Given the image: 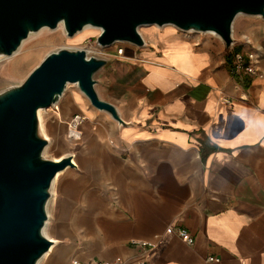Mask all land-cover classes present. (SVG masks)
I'll list each match as a JSON object with an SVG mask.
<instances>
[{"label":"crops","instance_id":"obj_1","mask_svg":"<svg viewBox=\"0 0 264 264\" xmlns=\"http://www.w3.org/2000/svg\"><path fill=\"white\" fill-rule=\"evenodd\" d=\"M232 36V49L222 50L190 38L192 51L207 53L196 76L161 60L145 38V45L106 57L98 93L126 123L89 105L92 129L114 159L108 171L103 162L95 172L74 162L61 175L46 225L57 236H48L55 248L69 246L66 264L73 257L86 264L98 258L264 264V30L243 24ZM241 47L258 53L260 73L253 78L232 71L231 52ZM152 74L167 84L151 82ZM77 113L84 116L75 111L70 118ZM79 179L64 202L65 188ZM64 205L61 225L70 233L61 234ZM80 206L88 213L85 223L77 217ZM180 228L193 235L192 243Z\"/></svg>","mask_w":264,"mask_h":264},{"label":"water","instance_id":"obj_2","mask_svg":"<svg viewBox=\"0 0 264 264\" xmlns=\"http://www.w3.org/2000/svg\"><path fill=\"white\" fill-rule=\"evenodd\" d=\"M238 14L264 18V0H0V57L11 55L32 32L59 24L68 36L87 25L100 27L101 46L145 44L144 24H173L180 30L214 31L229 49ZM108 58L84 48L47 53L19 83L0 88V264H38L53 240L43 231L53 180L75 165L70 154H44L38 111L55 104L69 83L121 124L114 103L96 88Z\"/></svg>","mask_w":264,"mask_h":264},{"label":"bare ground","instance_id":"obj_3","mask_svg":"<svg viewBox=\"0 0 264 264\" xmlns=\"http://www.w3.org/2000/svg\"><path fill=\"white\" fill-rule=\"evenodd\" d=\"M253 26H258L263 29V26L254 22L246 21L247 29H252ZM234 28V24H233ZM100 27L87 25L83 27L81 30H78L69 38L73 39L74 41L80 42L85 40L86 38L92 36L95 33L100 32ZM139 30L142 33L145 39H149L151 42V46L160 51L163 54V57L160 59L168 62L173 63L176 67L190 73L191 75L196 76L199 72V69L202 65L206 63V56L207 53L205 52H194L191 49V34L193 30H182V35L178 34L177 28L173 24H164V25H157V24H144L139 26ZM234 30V29H233ZM201 33L200 31L198 32ZM206 39L210 35H215L219 41H221L220 37L214 31H205ZM195 38V37H194ZM200 40V37L195 38L194 42ZM145 45V44H144ZM129 46H125V51H127ZM0 71L2 74H8L13 71L12 66L9 64L1 65ZM150 80L153 83H159L162 85L167 84V80L163 76H159L157 74H152L150 76ZM70 84V83H69ZM68 84V89L70 85ZM54 108V115L53 118L48 121L47 129L45 130L43 124V117L42 112L43 110L50 109L51 107H47L44 109H39V121H40V131L45 135L46 138L49 139L48 144L45 147L44 154H47V150L49 148L52 149L54 155L52 158L59 159L64 154H70L73 157V161L77 164H80L82 167L90 168L95 172V170L99 171L100 163H104V167L106 171L109 170V164H112V160L114 159L113 156L104 148L100 138L97 134L93 131L91 126V111L89 109V104L87 101V97L76 90L72 92L69 96L65 97L64 95L60 97V99L52 105ZM75 111H80L84 114L83 120L80 126L81 135L78 140L70 141L66 137V131L69 126L70 121V114ZM71 133L77 134L75 129L70 130ZM70 168L67 166L65 169L60 170L57 172L51 187V191L54 192L55 190V183L59 179V177ZM114 170V168H113ZM81 180L74 182L75 184L72 185L68 191L65 188L64 190V202L66 199L72 198V194H74L77 186L80 185ZM62 215L58 219L57 228L61 234L70 233L62 228V225L65 221V212L66 208L65 205L63 206ZM88 213L86 212L83 206L79 207L77 217L80 222L85 223L87 219ZM44 233L47 236L52 237L55 241H57V236L55 232L48 233L47 225L43 229ZM68 245L60 244L58 247H54V244L51 245L50 249L44 254V256L39 260L38 264L43 259H46V264H66V256L68 252Z\"/></svg>","mask_w":264,"mask_h":264},{"label":"rangeland","instance_id":"obj_4","mask_svg":"<svg viewBox=\"0 0 264 264\" xmlns=\"http://www.w3.org/2000/svg\"><path fill=\"white\" fill-rule=\"evenodd\" d=\"M246 21L248 22H254L257 24H260L263 26L264 30V18H262L259 15H247V14H238L234 20V32L235 35L240 34L241 26L243 24H246ZM177 28V27H176ZM178 32L181 33L182 30L178 29ZM98 33L93 34L92 36L86 38L83 41L77 42L73 39L69 38L66 34V32L63 29V26L59 24L56 28L51 29L48 27H43L37 31H34L30 33L21 43L20 47L11 55H6L0 57V67L1 65H7L9 64L12 66L13 71L8 74H2L0 71V88L21 82L26 75L30 72L32 68H34L41 60L42 58L49 52L54 51L61 47H67V48H84L88 54H95L107 57L110 54L117 53L116 49L117 46H131L134 45L127 41H116L110 45L101 46L96 41V36ZM193 39L200 37V39L207 40L206 34L204 32H201L200 34L198 32H193L191 34ZM195 37V38H194ZM208 40L212 42L213 45L219 46V48L222 50V47L224 46L222 40L219 41L215 35H210L208 37ZM224 48V47H223ZM226 50V49H225ZM69 89L66 88L64 92V96H69L72 92L78 90L76 84L70 83ZM98 83L96 84V88L98 90ZM68 87V86H67ZM62 95V96H63ZM61 96V97H62ZM90 106H92L94 109H98L94 107L89 100L87 99ZM49 107V106H48ZM50 109L43 110L42 117H43V124L45 130L47 129V123L53 118L54 115V108L52 105L50 106ZM47 108V107H46ZM44 109V108H43ZM97 112L103 113V110L98 109ZM97 119V120H96ZM95 122H98L100 120V117L97 116L94 117ZM44 135L43 133H41ZM45 136V135H44ZM66 137L70 141L78 140V138H73L68 135V129L66 131ZM49 140V139H48ZM49 142V141H48ZM54 153L52 152V149L49 148L47 150L46 156L52 157ZM76 166V165H72ZM65 176V175H64ZM64 176H60L57 182L55 183V190L52 192L51 198L49 200L48 206L51 207L52 202L58 201L59 198V191L61 187V183ZM64 177V178H63ZM55 197V199H54Z\"/></svg>","mask_w":264,"mask_h":264},{"label":"built area","instance_id":"obj_5","mask_svg":"<svg viewBox=\"0 0 264 264\" xmlns=\"http://www.w3.org/2000/svg\"><path fill=\"white\" fill-rule=\"evenodd\" d=\"M142 34V33H141ZM234 44V38L231 43L230 48L232 49ZM117 53H122L123 46H117L116 49ZM231 67L232 71L236 75H243L247 76L249 78H253L254 76H257L260 73V66H259V56L257 51L253 47H245V48H238L233 49L231 52ZM83 119V116L81 114H74L69 121L68 126V135L73 138H79V135L71 133V129H75L76 133L79 132V124L81 123ZM180 236L187 242L192 243L194 240L193 235L186 229V228H180L179 229ZM142 245L144 246H151L152 244L150 242L142 241ZM213 256H210L209 259H213ZM70 264H86L83 260L73 257L71 259ZM94 264H152L151 262L140 259L134 263H127L125 260L122 259H116V260H107V259H95Z\"/></svg>","mask_w":264,"mask_h":264}]
</instances>
